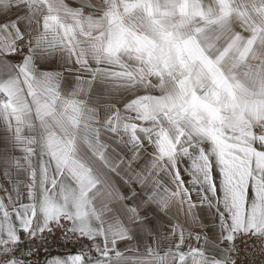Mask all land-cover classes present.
<instances>
[{
	"label": "snow or ice",
	"instance_id": "6c2138e0",
	"mask_svg": "<svg viewBox=\"0 0 264 264\" xmlns=\"http://www.w3.org/2000/svg\"><path fill=\"white\" fill-rule=\"evenodd\" d=\"M257 254L264 0H0V264Z\"/></svg>",
	"mask_w": 264,
	"mask_h": 264
},
{
	"label": "built area",
	"instance_id": "2783aa9c",
	"mask_svg": "<svg viewBox=\"0 0 264 264\" xmlns=\"http://www.w3.org/2000/svg\"><path fill=\"white\" fill-rule=\"evenodd\" d=\"M74 250H77V248H74V247H69L68 249H52V255L53 254H62V253H69L71 251H74ZM43 255V253H42ZM243 255V253H242ZM256 261H257V264H259V260L261 259V257L257 254V256L255 257Z\"/></svg>",
	"mask_w": 264,
	"mask_h": 264
},
{
	"label": "crops",
	"instance_id": "0c3cea01",
	"mask_svg": "<svg viewBox=\"0 0 264 264\" xmlns=\"http://www.w3.org/2000/svg\"><path fill=\"white\" fill-rule=\"evenodd\" d=\"M72 2V0H69V3H71ZM212 225H211V221L209 220V227H211ZM77 250H74V251H71V252H69V253H75ZM65 254H67V253H62V254H53V256H57V255H65Z\"/></svg>",
	"mask_w": 264,
	"mask_h": 264
}]
</instances>
